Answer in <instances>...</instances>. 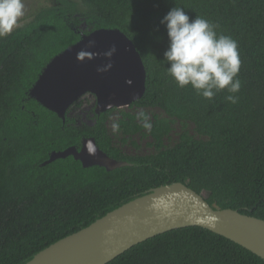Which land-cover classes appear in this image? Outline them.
<instances>
[{
  "label": "trees",
  "instance_id": "16d2710c",
  "mask_svg": "<svg viewBox=\"0 0 264 264\" xmlns=\"http://www.w3.org/2000/svg\"><path fill=\"white\" fill-rule=\"evenodd\" d=\"M172 7L209 20L237 42V103L225 100L226 91L202 99L166 75L160 20ZM99 29L119 30L133 43L146 71L144 95L128 107L94 112L92 126L68 117L63 124L28 92L55 56ZM137 137L148 139L149 153L139 152ZM90 138L128 166L83 168L71 156L42 165L53 152L79 150ZM173 183L203 195L213 209L264 221V0H58L0 35V264H26L123 204ZM108 264L264 261L188 227L149 239Z\"/></svg>",
  "mask_w": 264,
  "mask_h": 264
},
{
  "label": "water",
  "instance_id": "95a60500",
  "mask_svg": "<svg viewBox=\"0 0 264 264\" xmlns=\"http://www.w3.org/2000/svg\"><path fill=\"white\" fill-rule=\"evenodd\" d=\"M113 46L115 51L108 55ZM81 51L90 56L81 58ZM145 81L146 71L133 43L119 30L99 29L55 56L28 96L65 124L68 111L83 97H94V112L99 115L140 100ZM70 156L83 168L97 166L111 172L128 166L109 158L92 138L84 139L79 150L53 152L42 165ZM188 227L228 239L264 261V221L231 209H213L203 195L173 183L123 204L26 264H108L149 239Z\"/></svg>",
  "mask_w": 264,
  "mask_h": 264
},
{
  "label": "clouds",
  "instance_id": "9594fccd",
  "mask_svg": "<svg viewBox=\"0 0 264 264\" xmlns=\"http://www.w3.org/2000/svg\"><path fill=\"white\" fill-rule=\"evenodd\" d=\"M23 0H0V35L10 33L23 15ZM167 36L162 62L166 75L177 87H190L198 96L212 100L226 91L225 100L235 104L241 81L237 78L241 60L237 42L217 32V25L194 16L180 7H172L160 20ZM115 51L112 47L108 55ZM83 58L89 53L81 51ZM116 126H114L115 128Z\"/></svg>",
  "mask_w": 264,
  "mask_h": 264
},
{
  "label": "rangeland",
  "instance_id": "374dc122",
  "mask_svg": "<svg viewBox=\"0 0 264 264\" xmlns=\"http://www.w3.org/2000/svg\"><path fill=\"white\" fill-rule=\"evenodd\" d=\"M24 9L23 15L18 19L17 25L14 29L19 28L28 22L31 21L34 13L43 7H51L56 6L58 4V0H23ZM81 30L84 31L86 29V25L83 24ZM13 29V30H14ZM12 30V31H13ZM96 102L95 99L91 96H85L78 104L73 106L68 113V118L76 125L86 124L88 126L93 125V114L95 111ZM121 109V108H118ZM152 113V111H150ZM176 131V128H174ZM137 145L140 147V153L146 154L149 153L148 139H142L137 137L133 139ZM176 140V132H174L169 140V144H172ZM122 150L127 154H133L135 151L130 146H122Z\"/></svg>",
  "mask_w": 264,
  "mask_h": 264
}]
</instances>
